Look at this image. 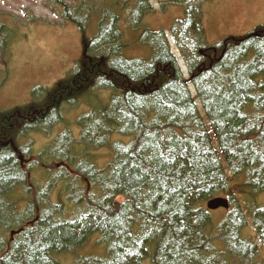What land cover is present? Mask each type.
<instances>
[{
	"label": "trees",
	"instance_id": "trees-1",
	"mask_svg": "<svg viewBox=\"0 0 264 264\" xmlns=\"http://www.w3.org/2000/svg\"><path fill=\"white\" fill-rule=\"evenodd\" d=\"M206 1L159 0L162 9L185 8L171 32L186 79L165 32L144 25L151 0H44L79 30L84 55L60 84L34 91L35 102L0 113V264H59L60 255H74V264H264V206L251 210L247 198L264 194V26L208 45ZM18 26L0 23V89ZM125 27L147 56H127ZM93 89L112 91L110 106L81 120L80 140L54 142L36 161L73 184L78 211L68 217L30 178L20 157L31 158L32 147L22 142L50 134L64 120L61 108ZM105 147L113 156L101 168L94 151ZM217 198L231 206L219 221L207 208ZM96 234L106 257L79 255Z\"/></svg>",
	"mask_w": 264,
	"mask_h": 264
},
{
	"label": "rangeland",
	"instance_id": "rangeland-1",
	"mask_svg": "<svg viewBox=\"0 0 264 264\" xmlns=\"http://www.w3.org/2000/svg\"><path fill=\"white\" fill-rule=\"evenodd\" d=\"M66 1L72 4L74 2V0ZM151 2L155 12L146 17L144 25L156 31L163 30L166 33L173 53L178 55L177 60L183 75L189 79L188 66L180 56L171 33L174 22L185 18V8L183 5L172 3L162 9L159 0H151ZM203 5V25L205 41L208 45H218L225 38L231 36H245L256 28L264 26V0H210L203 2ZM26 10H30L35 17L45 21L27 23ZM0 15H2L1 19H8V21L11 19L22 23V26H18L17 34L10 33L8 38L10 44L6 50V56L7 54L12 55V58L8 64L9 80L0 89V113H2L35 102L34 91L39 87L52 89L60 84L75 68L76 63L82 59L84 48L79 30L70 23H62L55 14L48 13L43 0H0ZM125 33L126 37L131 40L127 56H147L146 50L137 45L127 27H125ZM3 35L8 34L4 33ZM2 48L3 46L0 49L1 52H3ZM0 62L2 63L1 58ZM2 82L3 74L0 70V84ZM189 89L196 97L195 87L189 85ZM38 94L44 97L43 94ZM112 98L113 92L110 90L93 89L82 96L71 99L63 107L65 119L55 124L50 134L45 133L46 130L31 132L22 142V145L28 149L33 147L31 154L34 156L25 160L27 165L30 164L28 168L32 170L30 178L35 183H39V187L43 190L41 195L46 193L52 204L62 203L65 205L68 217L78 211L69 196L73 190V184H68L64 177L61 178L62 176L55 180V177L44 171L45 166L39 167L36 161L42 160L39 155L48 150L54 142L61 145L67 139L80 140L81 120L90 113H97L109 107ZM196 104L201 115L205 117L204 109L198 99ZM112 139L127 141L126 138L117 135H114ZM214 145L218 147L216 141H214ZM94 152L96 156L93 161L101 168L108 165L113 156L109 147ZM87 163L90 162L87 161ZM18 195L19 199L24 200L25 195H23L22 189H19ZM247 198L250 200L249 208L251 210L255 205L264 206V194ZM245 210L248 216L246 231L250 229L249 232H251L253 216L250 213L252 211H248L246 207ZM213 214L216 221H219L218 219L224 218L226 211H215ZM90 240L92 243L89 242L85 248H81L79 255L106 257V246L99 243L100 234L94 235ZM75 259L74 255L57 256L59 264H74ZM144 264H149V262Z\"/></svg>",
	"mask_w": 264,
	"mask_h": 264
},
{
	"label": "water",
	"instance_id": "water-1",
	"mask_svg": "<svg viewBox=\"0 0 264 264\" xmlns=\"http://www.w3.org/2000/svg\"><path fill=\"white\" fill-rule=\"evenodd\" d=\"M208 208L210 210H214V211L221 209V208L228 210L229 209V202L226 199L217 198V199H214L208 203Z\"/></svg>",
	"mask_w": 264,
	"mask_h": 264
},
{
	"label": "flooded vegetation",
	"instance_id": "flooded-vegetation-1",
	"mask_svg": "<svg viewBox=\"0 0 264 264\" xmlns=\"http://www.w3.org/2000/svg\"><path fill=\"white\" fill-rule=\"evenodd\" d=\"M22 159V158H21Z\"/></svg>",
	"mask_w": 264,
	"mask_h": 264
}]
</instances>
